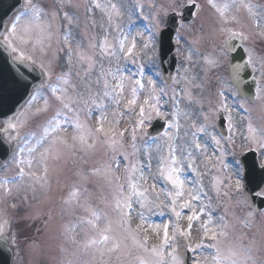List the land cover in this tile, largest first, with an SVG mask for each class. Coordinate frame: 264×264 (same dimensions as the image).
<instances>
[{"label":"snow or ice","instance_id":"1","mask_svg":"<svg viewBox=\"0 0 264 264\" xmlns=\"http://www.w3.org/2000/svg\"><path fill=\"white\" fill-rule=\"evenodd\" d=\"M18 2L0 244L19 217L51 264H264V0Z\"/></svg>","mask_w":264,"mask_h":264},{"label":"water","instance_id":"2","mask_svg":"<svg viewBox=\"0 0 264 264\" xmlns=\"http://www.w3.org/2000/svg\"><path fill=\"white\" fill-rule=\"evenodd\" d=\"M19 8L18 0H0V21L6 23L12 14ZM172 27L170 26L160 39L161 55L164 60L173 58L174 45L171 41ZM10 57L6 53L0 51V73L7 76V68L10 67ZM167 67V64H165ZM35 74H30L29 78ZM23 99L19 92L4 91L0 93V111L7 112L12 109L13 111L20 104ZM8 149L4 144H0V161L7 158ZM264 206V205H262ZM13 249L10 244H0V264H12Z\"/></svg>","mask_w":264,"mask_h":264},{"label":"rangeland","instance_id":"3","mask_svg":"<svg viewBox=\"0 0 264 264\" xmlns=\"http://www.w3.org/2000/svg\"><path fill=\"white\" fill-rule=\"evenodd\" d=\"M19 9V8H18ZM16 10V12L18 11ZM15 12V14H16ZM14 14V15H15ZM143 23V22H141ZM175 47V46H174ZM258 52L264 55V46H258ZM254 118L259 119V111L253 113ZM25 211H21L20 215H26ZM159 219V218H156ZM18 221V222H17ZM35 225L34 227L32 225ZM41 222L19 220V217L14 218V230L18 233L19 251L11 245L13 249L12 264H51V252L47 247L48 242L45 240L42 233H38V229H42ZM37 240L40 243L41 251L39 253L31 252L26 241Z\"/></svg>","mask_w":264,"mask_h":264},{"label":"bare ground","instance_id":"4","mask_svg":"<svg viewBox=\"0 0 264 264\" xmlns=\"http://www.w3.org/2000/svg\"><path fill=\"white\" fill-rule=\"evenodd\" d=\"M12 15H13V14H12ZM11 17H12V16H11ZM11 17H10V18H11ZM8 20H9V19H8Z\"/></svg>","mask_w":264,"mask_h":264}]
</instances>
